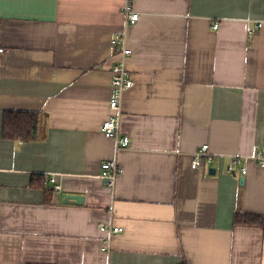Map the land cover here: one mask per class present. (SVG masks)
<instances>
[{
  "label": "crops",
  "instance_id": "obj_1",
  "mask_svg": "<svg viewBox=\"0 0 264 264\" xmlns=\"http://www.w3.org/2000/svg\"><path fill=\"white\" fill-rule=\"evenodd\" d=\"M125 1L0 0V264H264V225H235L264 224V168L227 172L264 152V0H133L116 155L101 125ZM9 112L38 116L32 141L3 136ZM204 145L214 161L194 169Z\"/></svg>",
  "mask_w": 264,
  "mask_h": 264
},
{
  "label": "built area",
  "instance_id": "obj_2",
  "mask_svg": "<svg viewBox=\"0 0 264 264\" xmlns=\"http://www.w3.org/2000/svg\"><path fill=\"white\" fill-rule=\"evenodd\" d=\"M122 12L124 14L123 27L117 37L111 41L113 50L120 58L119 63L114 66L112 71V98L110 100V108L114 112V115L101 125V131L105 137L114 142L116 155L119 151L128 148L131 145V139L128 136H124L121 132L122 101L124 93L135 86V80L133 79L132 74L128 71L126 63L133 53L129 46V31L134 25H136L141 15V13L134 9L133 0L125 1ZM218 28L219 24L216 23L214 29L217 30ZM5 53L6 50L0 48V65ZM250 160L255 161L259 167L264 168V152H257L252 157H230L227 165V172L234 176L238 175L237 173H240L241 176H246L248 173L247 163ZM213 161L214 156L209 151V145H204L194 154L192 167L198 169L202 164H212ZM121 172L117 157H115L113 160L103 163L101 179L110 189L114 190ZM48 181L55 185V191L62 192V184L58 182L56 177H50ZM98 227L102 232L107 233V238L102 251L109 256L113 237L116 234L122 233L124 229L116 227L112 223L107 225L100 224Z\"/></svg>",
  "mask_w": 264,
  "mask_h": 264
},
{
  "label": "trees",
  "instance_id": "obj_3",
  "mask_svg": "<svg viewBox=\"0 0 264 264\" xmlns=\"http://www.w3.org/2000/svg\"><path fill=\"white\" fill-rule=\"evenodd\" d=\"M38 116L35 114L14 113L5 114L3 125V136L9 139L22 140L30 142L37 132ZM42 185L41 179L38 180ZM263 226L261 217L251 215H235V225Z\"/></svg>",
  "mask_w": 264,
  "mask_h": 264
},
{
  "label": "water",
  "instance_id": "obj_4",
  "mask_svg": "<svg viewBox=\"0 0 264 264\" xmlns=\"http://www.w3.org/2000/svg\"><path fill=\"white\" fill-rule=\"evenodd\" d=\"M210 174H211V175H214V174H215L214 169H211V170H210ZM66 200H75V201H77L78 203H82V197H79V196H69V197H67Z\"/></svg>",
  "mask_w": 264,
  "mask_h": 264
}]
</instances>
